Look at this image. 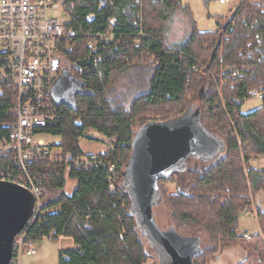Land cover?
<instances>
[{
    "label": "trees",
    "instance_id": "obj_1",
    "mask_svg": "<svg viewBox=\"0 0 264 264\" xmlns=\"http://www.w3.org/2000/svg\"><path fill=\"white\" fill-rule=\"evenodd\" d=\"M236 2L214 31H200L192 6L183 0H67V37L58 45L61 74L80 80L81 91L73 103L57 102L58 120L43 129L61 137L63 161L30 167L51 189L41 200L45 214L28 230L29 240L63 235L76 245L59 252L58 264H144L150 259L125 185L132 142L153 121L149 117L166 122L189 108L200 111L201 124L225 150L159 178L172 225L183 236L207 234L194 264H211L234 243L247 253L239 264H264L263 231L262 238L256 233L250 240L237 234L240 215L251 206L249 188L257 196L264 230V169L252 165L264 155V100L256 110L242 112L246 100L264 91V0ZM177 12L189 17L192 29L185 41L170 44L166 25ZM107 33L113 38L90 44ZM13 101L12 86L0 83V139L9 136ZM88 129L116 143L100 153V163L70 167L72 158L84 155L80 138ZM112 165L115 191L108 180ZM12 166L18 171L11 154H0V171ZM173 176L177 191L168 195L163 186ZM67 178L76 181L71 194L65 191Z\"/></svg>",
    "mask_w": 264,
    "mask_h": 264
},
{
    "label": "built area",
    "instance_id": "obj_2",
    "mask_svg": "<svg viewBox=\"0 0 264 264\" xmlns=\"http://www.w3.org/2000/svg\"><path fill=\"white\" fill-rule=\"evenodd\" d=\"M67 0H0V83L12 86L14 104L10 110L13 120L9 122V136L0 139V154H11L14 167L0 171V180L13 181L29 189L36 201L26 226L13 241V253L9 264H21L24 254L36 253L35 244L28 238L29 228L42 217V198L47 196L51 185L31 171V166L49 161H63L61 137L44 132L43 129L59 118L58 101L54 86L61 76L62 53L58 45L66 37ZM113 0H110L112 3ZM225 4L227 0H219ZM110 40L111 33L97 34L90 41ZM236 76V73L233 74ZM224 83V82H223ZM264 100V91L259 93ZM228 116L232 118L229 110ZM60 139H45L46 137ZM115 139L110 138L107 151L113 148ZM100 154H84L70 160V167L87 168L101 162ZM108 177L110 190L115 191L114 165ZM246 214L258 219L256 207L246 209ZM262 231L257 235L262 238ZM245 240L251 235L244 232Z\"/></svg>",
    "mask_w": 264,
    "mask_h": 264
},
{
    "label": "water",
    "instance_id": "obj_3",
    "mask_svg": "<svg viewBox=\"0 0 264 264\" xmlns=\"http://www.w3.org/2000/svg\"><path fill=\"white\" fill-rule=\"evenodd\" d=\"M70 86L69 74L63 72L53 91L58 102ZM220 146L224 148L203 127L200 111L193 108L170 121H149L136 133L125 185L133 199L132 212L142 235L157 252L165 255L161 264H194L202 245L199 236H183L174 226L168 230L159 227L153 212L162 197L158 180L175 170L185 169L189 156L213 160ZM35 201L29 189L13 181L0 180V264L10 263L14 238L29 221Z\"/></svg>",
    "mask_w": 264,
    "mask_h": 264
},
{
    "label": "rangeland",
    "instance_id": "obj_4",
    "mask_svg": "<svg viewBox=\"0 0 264 264\" xmlns=\"http://www.w3.org/2000/svg\"><path fill=\"white\" fill-rule=\"evenodd\" d=\"M185 3H189L192 6V11L194 17L197 21V26L200 31H214L217 28V21H222L224 18L231 15L232 10L236 5V0H227L225 4L219 2V0H183ZM257 1V0H252ZM62 15H66L62 11ZM209 15H211L209 17ZM221 18V20H220ZM167 35L166 41L170 44H179L183 39L187 38L191 33V22L185 13L177 12L169 19L167 23ZM71 86L64 92L62 101L65 103H73L75 100L76 93L81 91V82L73 76H70ZM263 100L259 99L258 96L249 99L243 106L242 111L247 113L254 109L260 107ZM154 117H149L153 121ZM159 120V119H158ZM45 139H60L59 137H46ZM108 141L103 134L99 133L95 129H88L84 135L80 138V147L84 154H99L106 152ZM62 142V140H61ZM116 143V141H114ZM113 143V145H115ZM62 147V146H61ZM223 153L220 155L222 156ZM203 157L189 156L186 166H196L201 165L200 161L204 162ZM174 177V176H173ZM176 178H171L164 183V189L169 194L176 193L177 182ZM76 187V181L70 178L66 179L65 191L71 194ZM249 197L251 200L252 209L253 206L257 205V196L249 188ZM162 196V194H161ZM264 203V197H263ZM257 208V207H256ZM153 212L155 215V220L162 230H168L173 227V218L169 210V206L163 196L161 201L153 207ZM259 217V216H258ZM258 230L263 231L260 219H255L253 216L247 215L246 210L240 215V228L237 234H242L248 232L250 234H256ZM201 245L205 247L209 241L206 233H201L200 235ZM69 237L65 239L53 240L50 238H42L37 240L35 244L36 253L32 255L24 254L21 259V264H58L59 252L61 250L76 247L75 243L70 245ZM245 240V239H243ZM143 242L145 244L146 250L150 255V259L144 264H161L165 259V255L162 252H157L156 248L149 242L146 237H143ZM158 251H160L158 249ZM247 258L246 250L242 247L241 243H234L233 245L222 248L219 254L211 261V264H239L244 262Z\"/></svg>",
    "mask_w": 264,
    "mask_h": 264
},
{
    "label": "crops",
    "instance_id": "obj_5",
    "mask_svg": "<svg viewBox=\"0 0 264 264\" xmlns=\"http://www.w3.org/2000/svg\"><path fill=\"white\" fill-rule=\"evenodd\" d=\"M188 38V37H187ZM187 38H185V39H183V41H185ZM183 41H181L180 43H182ZM249 100V99H248ZM248 100H246L245 101V103L248 101ZM245 103H244V105H245ZM263 104V103H262ZM243 105V106H244ZM259 108V107H258ZM242 109H243V107H242ZM254 110H256V109H254ZM254 110H252V111H254ZM252 111H249V112H247V113H245V112H243L244 114H248V113H250V112H252ZM224 148L222 147V146H220V148L218 149V151L216 152V154L214 155V157H213V159H215V158H218L222 153H224ZM100 154V153H99ZM252 165L255 167V168H257V169H264V155H261V156H259V157H257V158H255L254 160H253V162H252ZM67 236H61L60 238H59V240L60 239H65ZM70 239H69V241H70V245H72L73 243H74V241H73V239L71 238V237H69ZM71 248H73V247H71ZM67 249H70V248H67ZM64 250H66V249H64Z\"/></svg>",
    "mask_w": 264,
    "mask_h": 264
},
{
    "label": "bare ground",
    "instance_id": "obj_6",
    "mask_svg": "<svg viewBox=\"0 0 264 264\" xmlns=\"http://www.w3.org/2000/svg\"><path fill=\"white\" fill-rule=\"evenodd\" d=\"M13 104H14V101H13ZM13 107V106H12ZM83 156V155H82ZM59 162H61V161H57V162H55V163H59ZM90 167V166H89ZM250 234V233H249ZM250 235H252V234H250Z\"/></svg>",
    "mask_w": 264,
    "mask_h": 264
}]
</instances>
